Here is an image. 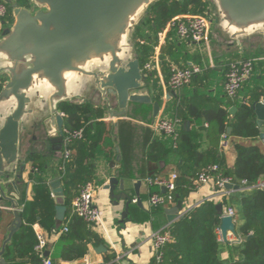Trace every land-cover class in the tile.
I'll return each mask as SVG.
<instances>
[{
    "label": "water",
    "instance_id": "1",
    "mask_svg": "<svg viewBox=\"0 0 264 264\" xmlns=\"http://www.w3.org/2000/svg\"><path fill=\"white\" fill-rule=\"evenodd\" d=\"M161 1L28 0L25 7L18 0H0L9 7L12 18V24L0 34V224L7 225L0 264H8L7 246L23 227L20 183L32 155L28 143L36 135L38 122L56 151L55 143L63 139L53 140L51 131L57 129L64 136L61 104L81 107L92 102L115 129L118 121L128 116L131 104L152 106L153 123L156 121L161 104L153 99V84L142 71L135 35ZM204 1L209 5L212 28L231 50L264 43V0ZM252 109L257 126L262 128L264 99ZM235 113V108L230 110L232 116ZM230 136L231 128L227 130ZM260 138L264 139V134ZM115 151L117 162H121L120 149ZM115 166L116 162L111 163L113 173L103 189L111 199L125 202V220L133 201L143 208L138 197L141 183L134 186V198ZM50 187L56 203L53 232L57 234L66 219L65 191L59 179ZM232 187L227 185L229 190ZM117 189L119 194H115ZM216 210L222 240L228 243L230 235L236 236L237 222L225 215L222 204ZM182 213L180 201L165 210L169 224L182 218ZM96 252L105 253L107 248L100 246ZM44 256L48 258L50 252Z\"/></svg>",
    "mask_w": 264,
    "mask_h": 264
},
{
    "label": "trees",
    "instance_id": "2",
    "mask_svg": "<svg viewBox=\"0 0 264 264\" xmlns=\"http://www.w3.org/2000/svg\"><path fill=\"white\" fill-rule=\"evenodd\" d=\"M18 2L21 6H29L28 0H18ZM187 14L208 16L204 0H164L149 11L146 20L135 35L142 66L155 54L156 48L160 46L159 37L164 33L166 38L160 46V64L166 65L167 57L178 64L176 49L178 52L182 50L179 46L181 40L174 30L167 32V29L174 19ZM6 21L12 24L10 9ZM181 46H187V43L183 41ZM185 58L187 59L186 56ZM193 59L201 68L204 67V62L197 54ZM178 65L177 67L181 69L187 68L186 64ZM255 72L254 65L253 73ZM253 76L248 80L247 85L256 79ZM263 97L264 90L256 86L251 91H246V88L245 91L240 90L236 100L226 97V102L221 101L223 103H218L217 108L198 109L195 104L182 99L168 109L167 114L173 119L177 118L182 122L189 118L204 119L210 124V129L200 127L199 130L194 129L188 133L180 131L176 146L171 137L164 135L163 141L157 139L149 148L148 160L159 161L174 157L178 163L180 160L183 161L177 174L174 192L176 204L180 201L183 205L185 199L196 191L195 180L198 174L210 165L218 166L223 177L232 178L237 191L225 198L224 204L235 211L237 241L226 243L230 258L227 261L222 260L221 254L224 249L222 242L218 240L217 231L221 218L217 215V204L205 202L162 231L168 233L171 238V242L164 248L167 264H264V188L256 187L264 177V153L259 145H247L242 142L250 140L255 143L260 140L261 132L256 124L252 106L260 102ZM231 108L237 110L232 117ZM60 109L66 114V129L84 130V138L72 143V161L65 165V172L59 176L65 191L66 219L58 228L56 235L53 232L56 226L55 203L49 182L42 178L36 179L33 188L34 198L25 204L23 213L25 224L16 239L15 261L19 264H39L43 259L35 251L37 245L33 229L35 224H39L51 236H59L62 244L61 259L67 262H80L87 255L89 245L95 247L106 245L93 226L73 214L72 204L80 186L94 182L91 161L97 155L95 145L103 141L107 134V123L96 122L97 118L103 117L102 110L98 108L88 107L87 110L81 111L63 105ZM87 114L92 115L90 119ZM92 120L95 122L90 126ZM229 128L236 154L235 164L230 168L226 167L223 156H220V145ZM204 140L208 141L206 150L202 149ZM28 161L36 169H41L40 157L31 155ZM128 163L125 159L126 167ZM131 208L129 214L132 216ZM154 209L153 211H159L158 214L164 215L167 207ZM131 219L137 223V218L132 216ZM65 227L68 228L67 232H63ZM104 258L105 264H117L114 262V254L106 253Z\"/></svg>",
    "mask_w": 264,
    "mask_h": 264
},
{
    "label": "crops",
    "instance_id": "3",
    "mask_svg": "<svg viewBox=\"0 0 264 264\" xmlns=\"http://www.w3.org/2000/svg\"><path fill=\"white\" fill-rule=\"evenodd\" d=\"M205 3L207 5L208 14L209 5L207 2ZM9 25V22L6 21L4 30ZM168 31L169 30H167V32ZM2 32H0V34ZM165 38L166 33L163 37L161 45L165 42ZM182 43L183 41L179 43V46L182 48V50H179L178 52L176 49V53L179 57L178 64H186L187 67L198 65V63L193 59L194 55L197 54L204 62V67H202L203 72L200 75L194 77L192 83L189 86H186L179 91H174L168 87L171 69L172 67H177L178 65L177 63H174L169 57L166 59V65L160 64L159 61L158 66L153 71L147 72L149 75V80L153 84V99L155 101L159 100L161 104L158 117L173 119L170 117V114H167V111L170 107L174 106L175 103L177 104V102H180L182 99L190 104H195L198 109H205L208 107L217 108L218 103L222 104L223 102L221 101L226 102L227 96L225 95L224 85L228 70L227 64L233 60L240 61L249 58L248 60H252L256 66V72L255 74L253 73L254 76L252 75L253 78L256 79L252 81L251 84L249 83L250 85H247L249 81H246L242 88L244 91L245 88L246 91H251L256 86L264 90V43L260 46L256 44H249L243 51H233L230 47L225 45L223 39L219 37L218 33L212 28V25L209 38L206 42H185L187 43V46H181ZM157 53L160 54V47ZM263 99L264 97L261 99V101ZM63 105L69 108L79 109L81 111L87 110L88 107H94L92 102L81 107H72L67 104H61L60 108ZM137 106H142L144 109H147V117H142L141 113L135 111ZM132 109L134 110L132 111ZM59 110L60 113L65 114L63 110ZM88 115L91 114H87V117ZM230 116L232 117L231 114ZM64 118L66 119V114ZM88 118L90 119L91 117ZM94 122L95 121L93 120L90 121L89 125H94ZM96 122H105V120L103 117L102 119L97 118ZM186 123H189V126H186ZM41 124V122L37 123L36 135L34 139L29 141L28 146L30 147V153H32L33 156L36 155L41 158L42 167L40 170H38L29 161L26 164L24 179L20 183V191L22 200L24 202V209L25 204L32 201L34 198L33 188L36 179L42 178L47 180L50 185L54 180H60V174L65 172L62 161H55L52 152V146L46 140ZM152 124V106L131 104L129 107L128 116L118 121V127L116 129L113 126L107 124V134L104 136L103 141L95 145L97 148V155L96 158L91 161L93 166V185L96 188L94 203L100 209L102 215V227L100 226L95 228V230L104 240L107 252L99 254L96 252V249L100 246L95 247L93 245H89V251L87 255L80 262L64 261L61 259L62 244L59 241V236H51L39 224L34 225V231L39 229L47 236L49 242L47 251L50 252L49 258H51L55 263L78 264L87 261L90 264H105L104 257L105 254L108 253L115 255L114 262L117 264H155L154 250L152 246V235L154 233L166 230L170 226L180 221L188 212L205 202H214L217 205L222 204L224 212L226 213L227 206L224 204V199L227 197L222 198L217 194V189L214 182L198 186L196 191L191 193L189 197L185 199L183 203V213L181 214L182 218H179L173 224H169L166 214L161 215L160 213L158 214L159 211H153L155 209L149 206L150 195L152 192L163 191L157 187H151L148 183V180L169 179L171 175L178 174L179 168L183 161L180 160L178 163L174 157H170L169 159H161L159 161L148 160L147 152L149 151L151 145L157 139L162 140L164 137V134L154 130L151 127ZM209 125L210 124L207 121H204V119L195 120L193 118H189L182 122L180 131L188 133L194 129L199 130L200 127H203L204 129H210ZM260 132L261 134H264V126L260 128ZM228 141L229 144L226 149L221 148L220 145V156H223L226 167L230 168L235 164L236 154L233 150V139L231 136L228 137ZM242 142L247 145H259L260 149L264 153V139L260 138V140L255 143H252L250 140H243ZM202 146L203 150L208 149V141L204 140ZM116 147L120 149L121 162H117L118 154L115 151ZM125 159L126 163L129 162L128 167H126L124 164ZM113 162H116L115 167L118 169L117 173L119 174V178H124L127 180V192L134 198L136 195L134 186L138 182L141 183L139 186L138 197L142 202L143 208H140L137 204H134L135 201H133V204L130 206V208L132 207V216L137 218V223L133 221L134 219H131L132 216L130 214H128L127 218L123 220L122 214L125 211V202H118L116 199H111L109 191L103 189V185L108 182L111 174L113 173V170L110 167L111 163ZM263 183L264 177L261 178L259 184ZM119 193L120 191L117 189L115 194ZM51 195L55 203L52 189ZM1 210L3 209L0 208V211ZM24 224L25 221L23 218V225ZM6 228L7 225L5 223L0 224V250L5 241ZM19 233L15 236L13 243L7 246L5 258L8 264H19L18 261H15L17 244L16 239ZM217 233L218 240L222 242V248L224 249V252L221 254L222 260L227 261L230 258L229 249L227 248L226 243L223 242L219 229ZM235 239H237L235 236L230 235L228 243H234ZM119 258H122V260L118 261L120 260Z\"/></svg>",
    "mask_w": 264,
    "mask_h": 264
},
{
    "label": "built area",
    "instance_id": "4",
    "mask_svg": "<svg viewBox=\"0 0 264 264\" xmlns=\"http://www.w3.org/2000/svg\"><path fill=\"white\" fill-rule=\"evenodd\" d=\"M9 14V8L6 4L0 2V32L4 30L6 18ZM211 29V23L208 16L205 15H194L187 14L174 19L167 30H174L177 37L181 41L185 42H196L203 43L209 38ZM164 34L160 35V45L163 41ZM160 47V46H159ZM159 47L156 48L155 54L152 56L150 61L141 65L142 71L147 74V72L153 71L159 64V55L157 52ZM254 62L252 60L246 61H231L228 64V70L226 74V80L224 85L225 95L230 100H236L238 98L240 90L243 85L248 81L253 75ZM203 69L198 65H192L190 67L181 69L179 67H173L168 80V87L174 91H179L186 86H189L194 77L200 75ZM245 103V102H244ZM61 116L65 117V114L61 113ZM182 121L174 118H161L158 117L156 121L152 124V128L165 136L171 137L174 140L176 146V141L179 138L180 129ZM84 138V130L79 129L76 131H70L64 128V149H63V169L66 164L72 161L73 153L71 145L76 140H81ZM229 141L227 135L223 136L221 142V148L226 149L228 147ZM176 180L177 174H173L169 179H149L148 183L151 187H157L159 189H165V193L152 192L149 198V206L151 208L167 207L170 208L176 205L174 192L176 190ZM214 182L217 189V194L220 197H229L231 194L237 191L235 189V182L232 178L223 177L218 166L210 165L198 174L195 180L196 186L206 185L208 183ZM246 184V182H243ZM227 185H232V189H227ZM257 188H264L263 184H258ZM96 188L93 184L87 183L80 186L78 194L73 201L72 210L73 214L82 219L87 224L98 228L101 226L102 215L100 209L94 203V195ZM226 216L233 217L235 219V211L232 208H227ZM102 227V226H101ZM168 229V228H167ZM68 228L65 227L63 232H67ZM220 231V230H219ZM37 245L35 251L43 259L39 264H55L51 258H46L44 256L48 249V238L47 236L38 230H35ZM237 241V239H235ZM171 242V238L168 233L157 232L152 235V246L154 250V263L155 264H167L165 262L164 248ZM120 259V258H119ZM122 258L118 261H121ZM79 264H90L85 261Z\"/></svg>",
    "mask_w": 264,
    "mask_h": 264
},
{
    "label": "flooded vegetation",
    "instance_id": "5",
    "mask_svg": "<svg viewBox=\"0 0 264 264\" xmlns=\"http://www.w3.org/2000/svg\"><path fill=\"white\" fill-rule=\"evenodd\" d=\"M51 135L53 140H60L61 138L63 139V142H56L54 146H56L57 150L53 151L54 159L55 161H63V149H64V136L58 131L57 129L51 131Z\"/></svg>",
    "mask_w": 264,
    "mask_h": 264
},
{
    "label": "rangeland",
    "instance_id": "6",
    "mask_svg": "<svg viewBox=\"0 0 264 264\" xmlns=\"http://www.w3.org/2000/svg\"><path fill=\"white\" fill-rule=\"evenodd\" d=\"M134 109H132L133 111ZM135 111H138L139 113H141L142 117H147V109H144V107L142 106H137L136 107V110ZM145 111V112H144Z\"/></svg>",
    "mask_w": 264,
    "mask_h": 264
}]
</instances>
